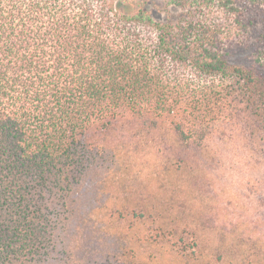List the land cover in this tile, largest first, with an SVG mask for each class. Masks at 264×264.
Returning <instances> with one entry per match:
<instances>
[{
  "label": "trees",
  "instance_id": "1",
  "mask_svg": "<svg viewBox=\"0 0 264 264\" xmlns=\"http://www.w3.org/2000/svg\"><path fill=\"white\" fill-rule=\"evenodd\" d=\"M238 3L168 0L190 16L157 21L133 0H0V264H211L195 241L180 249L172 223L133 210L106 215L110 252L75 259L88 217L74 190L164 123L200 145L235 112L264 145V75L228 61L205 12L245 29Z\"/></svg>",
  "mask_w": 264,
  "mask_h": 264
},
{
  "label": "rangeland",
  "instance_id": "2",
  "mask_svg": "<svg viewBox=\"0 0 264 264\" xmlns=\"http://www.w3.org/2000/svg\"><path fill=\"white\" fill-rule=\"evenodd\" d=\"M133 1L157 21L191 14L168 0ZM238 1L245 29L218 7L205 10L206 15L226 34L232 47L228 61L264 75V42L259 44L264 0ZM242 117L234 112L212 124L200 145L180 141L164 123L142 138L137 154L123 157L110 171L87 174L74 190L80 213L88 217L83 238L73 243L74 258L94 260L110 252L114 230L106 215L133 210L163 225L172 223L184 239L180 249L191 251L195 241L211 264H255L256 256H264L259 243L264 240L263 132L257 122Z\"/></svg>",
  "mask_w": 264,
  "mask_h": 264
}]
</instances>
